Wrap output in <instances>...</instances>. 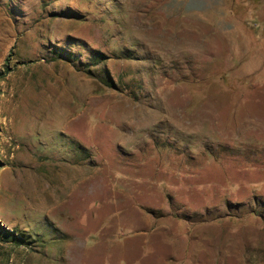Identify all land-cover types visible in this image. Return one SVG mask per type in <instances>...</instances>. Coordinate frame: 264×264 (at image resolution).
<instances>
[{"label": "rangeland", "instance_id": "obj_1", "mask_svg": "<svg viewBox=\"0 0 264 264\" xmlns=\"http://www.w3.org/2000/svg\"><path fill=\"white\" fill-rule=\"evenodd\" d=\"M1 227L0 264H264V0H0Z\"/></svg>", "mask_w": 264, "mask_h": 264}, {"label": "trees", "instance_id": "obj_2", "mask_svg": "<svg viewBox=\"0 0 264 264\" xmlns=\"http://www.w3.org/2000/svg\"><path fill=\"white\" fill-rule=\"evenodd\" d=\"M65 58L69 59V60H74V55L73 53H70L69 55H64ZM93 63L92 64H97L99 62H101L103 60V58H105V55L102 52L96 51L94 56H93ZM88 65V64H87ZM2 227L0 228V234H3V231L1 230ZM10 231H7V234L3 235L4 237L2 239L6 240V241H11L13 240V238L8 234Z\"/></svg>", "mask_w": 264, "mask_h": 264}]
</instances>
